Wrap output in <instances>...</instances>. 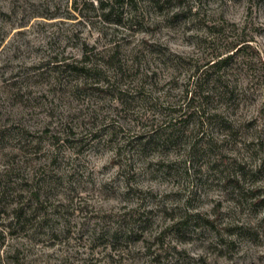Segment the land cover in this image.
<instances>
[{
  "label": "rangeland",
  "instance_id": "1",
  "mask_svg": "<svg viewBox=\"0 0 264 264\" xmlns=\"http://www.w3.org/2000/svg\"><path fill=\"white\" fill-rule=\"evenodd\" d=\"M102 1L0 0L1 122L18 113L16 81L30 98L23 116L31 125L76 132L38 177L47 208L30 231L35 245L24 244L25 231L5 234L0 264H264V204L252 190L264 193V92L239 110L255 119L237 135L212 123L170 140L166 128L146 148L135 140L149 128L138 122L145 111L155 122L164 116L154 96L171 100L169 54L200 53L224 20L246 26L264 50V0ZM85 44L100 64L114 55L112 64L121 62L126 75L114 87L71 89L75 74L60 82L35 67L55 54L81 58ZM147 70L154 74L142 82L153 98L145 101L135 85ZM119 87H128L123 100ZM211 135L224 140L210 138L218 144L208 150Z\"/></svg>",
  "mask_w": 264,
  "mask_h": 264
},
{
  "label": "trees",
  "instance_id": "2",
  "mask_svg": "<svg viewBox=\"0 0 264 264\" xmlns=\"http://www.w3.org/2000/svg\"><path fill=\"white\" fill-rule=\"evenodd\" d=\"M101 5H104L102 0ZM246 30V26L240 27L236 22L224 20L210 33L212 37L210 41L206 40L207 45L199 47L200 53H172L167 56L171 70L175 72L165 82V85H169L170 91L167 92L171 100L165 101L159 95L154 96L155 106L159 105L164 110V116L159 119L160 122H155L157 119L154 115L152 118L146 111L143 113L138 122L144 118L149 128L136 135L135 140L139 146L146 148L157 144L166 128H172V133L167 135L170 140L183 138L195 131L206 133V126L212 123L225 130V136L237 135L242 129L254 124L255 117L250 115L248 108L246 113L239 110L246 103L252 104L257 91L264 92V50ZM114 58L115 55L100 64L94 58L91 47L85 44L81 58L61 59L55 54L40 61L35 67L50 71L60 82L65 73L75 74L80 81L73 83L67 80V86L71 89L92 87L105 91L114 87L119 76L126 75L121 62L119 65L112 64ZM150 73L148 70L144 71L141 82L154 74ZM14 83L10 98L14 106L18 105V113L13 111L4 122L0 120V164L4 166L0 169V186L4 189L9 187L6 193L0 195H5V202L0 201V226H3L0 228V238L5 240V234L19 236L22 230L26 232L23 238L28 240L24 244L33 247L34 238L30 231L35 232L37 226L40 227L38 218L43 217L39 210L47 208L41 187L44 179L39 181L38 177L47 163L49 164V155L53 149L74 140L76 132L71 126L54 125L53 121H47L40 126L31 125L23 116L27 106L25 101L29 102L30 98H25L23 85L18 86L16 81ZM135 87L140 88L136 91L143 93V100L153 98L143 82ZM118 91L123 100L122 96L127 93L128 87H119ZM124 102L126 106L129 104L128 101ZM153 106L149 108L153 109ZM190 124L194 127L186 129ZM177 129L181 135L175 134L174 130ZM210 138L216 139L211 135L204 142L208 150L214 145L217 146V141L224 140L216 139L211 145ZM46 142L48 149L45 148ZM233 181L239 186L238 179ZM252 190L257 192L256 201L264 204L261 187ZM130 236L140 238L134 231L130 232Z\"/></svg>",
  "mask_w": 264,
  "mask_h": 264
}]
</instances>
